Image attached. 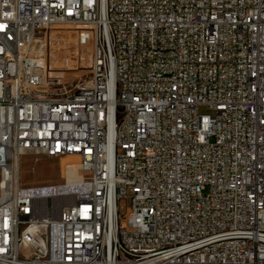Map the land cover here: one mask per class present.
<instances>
[{"label": "built area", "instance_id": "built-area-1", "mask_svg": "<svg viewBox=\"0 0 264 264\" xmlns=\"http://www.w3.org/2000/svg\"><path fill=\"white\" fill-rule=\"evenodd\" d=\"M25 156L77 187H23ZM0 264H264V0H0Z\"/></svg>", "mask_w": 264, "mask_h": 264}, {"label": "rangeland", "instance_id": "rangeland-1", "mask_svg": "<svg viewBox=\"0 0 264 264\" xmlns=\"http://www.w3.org/2000/svg\"><path fill=\"white\" fill-rule=\"evenodd\" d=\"M82 30L69 27L53 29L47 37L50 49L46 56L47 66L49 70L60 73V78L68 85L89 76L91 39ZM198 113L213 114L205 106L199 107ZM72 163L78 164V160L66 158L60 161L42 157L34 161L33 158L25 156L20 163V184L23 187L60 186L63 184V167ZM118 210L120 223H126L130 212L129 201L119 200Z\"/></svg>", "mask_w": 264, "mask_h": 264}, {"label": "bare ground", "instance_id": "bare-ground-1", "mask_svg": "<svg viewBox=\"0 0 264 264\" xmlns=\"http://www.w3.org/2000/svg\"><path fill=\"white\" fill-rule=\"evenodd\" d=\"M68 168L66 170V184L62 187H57L56 189H54L52 192H58L60 191L61 194L60 195H66L68 194L71 190L75 189L77 187L76 182L78 181L80 175L77 171L78 169V164L77 163H72V164H68ZM46 193H50V191H46ZM54 197V196H53ZM56 198H53V200H55ZM58 199V198H57ZM56 199V200H57ZM55 200V201H56ZM71 200V199H70ZM69 198L68 200L65 199L63 200L65 201H70Z\"/></svg>", "mask_w": 264, "mask_h": 264}]
</instances>
